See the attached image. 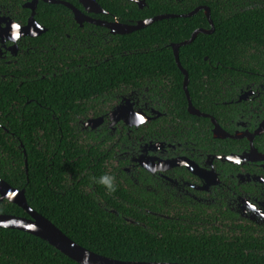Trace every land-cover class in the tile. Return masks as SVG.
<instances>
[{"label":"trees","instance_id":"obj_1","mask_svg":"<svg viewBox=\"0 0 264 264\" xmlns=\"http://www.w3.org/2000/svg\"><path fill=\"white\" fill-rule=\"evenodd\" d=\"M28 1L0 0V10L11 15L17 12L16 17H21L28 13L22 9ZM95 2L109 13L105 20L115 18L124 24L208 8L213 32L198 34L189 45L178 49L180 66L188 77L189 99L197 110L213 115L214 102H221V92L236 72L264 69L261 1L146 0L142 9L122 7L121 0ZM34 20L50 28L45 39L50 57L42 63L40 38L30 40L35 50L32 61L22 64L18 71L19 84L7 80L0 83V179L11 188L24 190L27 205L74 243L108 259L264 264L262 231L247 230L229 241L200 233L199 225L190 222L141 226L110 222L108 218L114 215L98 206L95 197L98 190L104 196V187L95 182L102 175V160L95 158L99 150L91 147L92 161L78 157L87 149L78 144L81 134L76 133L74 123L87 118L89 109L96 115L107 105L110 107L119 95L148 89V93L161 98L160 102L168 98L177 114L186 115L184 77L176 66L171 45L188 40L195 30H209L204 12L157 21L115 36L101 28H74L69 10L62 5L39 3ZM54 24L66 27L59 31L61 39L57 42L53 41ZM53 43H58L54 52ZM74 158L77 160L70 163ZM88 165L92 173L86 172ZM86 180L92 182L96 192L89 194L80 189L87 186ZM0 214L27 217L19 207L5 201L0 203ZM0 264L77 263L35 236L0 228Z\"/></svg>","mask_w":264,"mask_h":264},{"label":"flooded vegetation","instance_id":"obj_2","mask_svg":"<svg viewBox=\"0 0 264 264\" xmlns=\"http://www.w3.org/2000/svg\"><path fill=\"white\" fill-rule=\"evenodd\" d=\"M54 1L80 11L83 16L76 21L65 7L73 27L81 30L101 28L112 35L107 28L92 22L137 23L105 20L109 13L98 4L101 12L92 8L86 11L78 0ZM135 1L121 0V5L139 9L145 6L146 0L142 7ZM256 1L264 6V0ZM39 3L44 2L39 0L37 6ZM23 5L28 13L21 17H16L17 12L11 15L0 10V83L18 82L22 64L32 61L35 48L30 40L40 38L42 63L50 57L45 43L50 28L34 20L37 29L28 31L33 36L21 34L31 13ZM35 12L36 9L34 15ZM51 29L53 41L57 42L61 39L59 31L66 27L54 24ZM64 37L69 39L66 34ZM53 44L52 52L58 47V43ZM70 45H74V36ZM233 76L221 92V102H214L213 115L193 106L201 116L190 115L187 103L186 115L177 114L168 98L160 102V97L143 89L117 96L110 107L107 105L96 115L89 109L87 118L74 123L76 133L81 134L78 144L87 149L78 157L86 156L92 161L91 147L98 149L95 158L102 160L100 172L115 177L114 193L109 195L103 188V197L99 190L95 195L98 206L114 215L108 218L110 222L121 226L190 222L199 225L200 233L229 241L252 229L264 235V69L236 72ZM90 168L88 165L86 172L92 173ZM92 186L88 181L80 189L90 194L96 192ZM154 207L158 209H150Z\"/></svg>","mask_w":264,"mask_h":264},{"label":"water","instance_id":"obj_3","mask_svg":"<svg viewBox=\"0 0 264 264\" xmlns=\"http://www.w3.org/2000/svg\"><path fill=\"white\" fill-rule=\"evenodd\" d=\"M38 1L39 0H31L30 2L23 5V8L29 9L31 11L30 17L27 21V25L24 28L20 29L21 34L24 36H33L28 31L31 29H37V25L36 22L34 21L33 16ZM41 1L48 4H59L68 8L70 11H72L76 21H78L79 18L83 16L80 13V11H78L76 8L66 3H62L54 0H41ZM78 2L83 5V8L86 11H90L89 8L96 10L99 9L95 0H78ZM135 2L140 7H142V5L144 4L143 0H136ZM198 11L204 12V15L210 27L209 30H202V29L195 30L191 34L188 40L181 42L180 44H172L171 50L174 56L176 66L178 67V69L180 70V72L183 74L184 77L182 89L187 100V111L190 115L201 116L198 113V111H196L191 105L187 91L188 77H187V73L180 66L178 60V49L180 47L189 45L196 38L198 34H211L213 32V24L210 20V14L208 8L199 7L194 9L192 12L188 14H182V15L155 16L147 20L139 21L134 25H122L118 23L108 24L105 22L103 23L92 22V24L102 25L103 27L107 28L112 35H125L143 29L146 26L150 25L151 23L157 21H161L165 19L192 17ZM42 31L43 30H40V32ZM202 117L205 116L202 115ZM215 127L217 130H219L216 125ZM1 201H5L16 205L26 214L27 217H18L13 215L0 214V228L18 230L27 233L29 235L35 236L40 240L46 242L55 250H57L65 257L69 258L70 260L74 261L77 264H178V263H151V262H123V261H116L96 255L74 243L72 240L66 237L60 230H58L51 222H49L43 216L39 215L34 210H32L26 203L24 197V190H17L11 188L7 183H5L3 180L0 179V202Z\"/></svg>","mask_w":264,"mask_h":264},{"label":"clouds","instance_id":"obj_4","mask_svg":"<svg viewBox=\"0 0 264 264\" xmlns=\"http://www.w3.org/2000/svg\"><path fill=\"white\" fill-rule=\"evenodd\" d=\"M96 183L102 185L105 191L111 195L117 190L115 177L113 175L104 174L101 175L98 180L95 181Z\"/></svg>","mask_w":264,"mask_h":264}]
</instances>
